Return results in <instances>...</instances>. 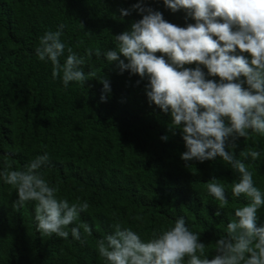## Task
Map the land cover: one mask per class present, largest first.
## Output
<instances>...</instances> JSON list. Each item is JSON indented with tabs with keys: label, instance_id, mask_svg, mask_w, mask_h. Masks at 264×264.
Returning a JSON list of instances; mask_svg holds the SVG:
<instances>
[{
	"label": "trees",
	"instance_id": "trees-1",
	"mask_svg": "<svg viewBox=\"0 0 264 264\" xmlns=\"http://www.w3.org/2000/svg\"><path fill=\"white\" fill-rule=\"evenodd\" d=\"M138 2L0 0V169L5 155L13 169H22L47 152L51 164L42 171L59 186L58 197L70 203L79 198L90 205L69 226V233L76 224L92 228L91 236L81 229L80 241L71 234L66 240L42 237L36 229L34 203L15 209V189L0 179V264H106L96 244L114 231L115 223L146 241L153 230L171 227L178 217L200 233L211 258L215 241L236 219L235 209L248 203L244 195H232L238 174L219 157L204 162L181 159L186 151L182 131L170 130V113L149 104L147 79L129 71L121 74L117 64H108L104 57L105 51L116 48L115 36L130 31L142 18L137 11L121 16L122 9H132ZM144 5L181 27L195 23L184 10L172 12L163 0H144ZM60 24L65 26L62 41L77 55L83 56L87 48L101 50L82 66L86 75L95 74L84 85L70 82L65 88L60 78H52L50 61L36 55L40 37ZM66 56L67 51L61 63ZM101 77L110 83L106 102L101 101ZM165 135L167 141L161 139ZM236 144L229 150L237 158L248 149L261 152L258 160L249 157L244 162L264 193V136L251 134ZM213 177L225 187L224 209H218L219 202L207 193ZM260 225L264 207L258 210Z\"/></svg>",
	"mask_w": 264,
	"mask_h": 264
},
{
	"label": "clouds",
	"instance_id": "clouds-1",
	"mask_svg": "<svg viewBox=\"0 0 264 264\" xmlns=\"http://www.w3.org/2000/svg\"><path fill=\"white\" fill-rule=\"evenodd\" d=\"M163 2L172 12L184 10L195 23L184 27L171 23L140 0L132 9H122L121 16L137 11L142 18L132 23L130 31L116 35V48L103 55L108 64H117L121 74L129 71L147 79L149 104L170 113V130L182 131L186 151L181 159L204 162L219 157L238 174L232 195H244L248 203L235 209L236 219L228 222L226 233L215 241L211 258L200 233L191 231L184 217H178L171 227L153 230L146 241L117 222L111 234L97 241L96 250L106 264H264V225L258 226L264 193L255 186L253 171L244 162L249 157L258 160L261 152L248 149L237 158L229 150L237 147L240 138L264 136V0ZM64 27L60 24L57 30L46 31L36 55L40 61H50L52 78H60L65 88L70 82L84 85L95 74L86 75L82 66L86 58L100 56L101 50L87 48L83 56L77 55L62 41ZM190 65L195 67H187ZM100 82L101 101L106 102L110 83L103 77ZM161 139L167 141L168 137ZM50 164V156L44 152L22 169H13V161L5 155L0 179L15 189L13 207L19 210L34 203L36 229L42 237L55 235L66 240L71 234L80 241L81 229L91 236L92 228L86 223L76 224L69 233V226L90 205L87 200L77 198L70 203L58 197L59 186L51 184L42 171ZM207 193L219 202L218 209H224L228 198L217 178L207 182Z\"/></svg>",
	"mask_w": 264,
	"mask_h": 264
}]
</instances>
